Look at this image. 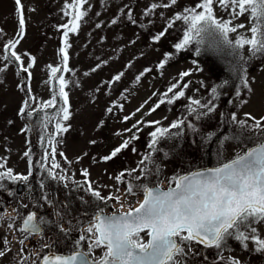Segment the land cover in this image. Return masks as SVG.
I'll return each mask as SVG.
<instances>
[{
    "label": "rangeland",
    "instance_id": "374dc122",
    "mask_svg": "<svg viewBox=\"0 0 264 264\" xmlns=\"http://www.w3.org/2000/svg\"><path fill=\"white\" fill-rule=\"evenodd\" d=\"M71 2L21 0L26 27L15 51L21 56L24 67H27L30 58H35V64L29 69L31 79L28 73L19 71L16 63L0 60V67L5 68L0 72V163L5 166L0 171L12 169L15 175H28L30 161L32 169L27 183L0 182L3 184L0 190V249L5 248V237L11 241L7 245L11 250L0 258V264H18L22 258L18 254L21 247L24 254L30 257L24 264H33V260L39 264L35 254L39 252L41 257L47 254L50 249L46 245H51V251L69 253L74 241L84 234L83 228L98 210V205L108 213L112 211L113 201H108L109 207H106L86 191V185L81 188L73 183L84 181L85 177L81 175L84 169L88 170V179L93 187L102 195H119L126 201L135 202L142 199V193L139 196L125 195L129 182L152 186L159 179L164 181L163 187L167 188L168 178L175 174L217 165L218 152L223 153L224 159H229L241 148L252 146L245 138L251 136L255 139L254 134L241 132L237 125L231 123L233 112L238 119H244L245 113H251L257 119L264 117V57L249 58L247 48L243 55L248 60L246 67L251 92L239 85L241 94L237 97L238 87L228 89L227 93L219 88V99L214 101L215 112L200 120L195 119V114L189 115V98L200 99L202 103L210 99L211 88L228 81L220 69L224 67V61L232 60L226 54L215 53L219 59L214 54L212 58L208 56L211 55L210 51L196 56L195 44L188 50L176 53L174 45L182 38L184 25L176 21L172 28H167V24L177 13H182L185 7L195 6L199 0H178L176 5L157 8L148 16L144 12L151 4H164L168 0H87L83 6L86 15L80 21L78 31L69 32L68 35L71 45L67 49L70 71L57 74L68 81L65 91L68 92L71 115L68 121H63L62 114L57 115L64 106L58 95L55 107L45 109L42 105L58 92L59 84L55 80L50 82L49 65L63 67L59 51L64 46V29L61 26L70 20V16L64 15V5ZM68 11L72 12L71 9ZM128 11L133 13L135 24L127 19ZM215 11L217 16L227 18V13L219 7ZM112 19H117V23L112 24ZM235 23L247 25V17H241ZM166 28L161 40L153 42L152 37ZM17 32L15 0H0V57L9 40L19 39ZM165 53L172 54L173 58L164 69H157ZM146 68L152 71L145 73L137 82L136 76ZM184 71H190L192 75L180 81V73ZM120 72L124 73L121 80L109 85L108 82ZM178 82L181 86L188 83V88L184 89L185 96L172 104L164 103L152 112L163 93ZM26 100L27 107L24 106ZM22 107L25 109L23 115L20 113ZM110 107L111 113L107 111ZM126 116L131 119L125 121ZM179 119H185V124L192 123L197 131L193 132L186 126L179 130L172 129L173 134L179 131L181 135L161 140L158 146L160 151L153 156L161 168L159 177L153 174L147 180L138 181L135 177L141 173L137 170L123 177V183H117V175L137 169L142 156L148 153L147 145L151 141L149 133L155 128L146 125L160 121L155 127H169ZM57 120L68 126L69 130L54 135ZM138 121H142L138 125L139 131L132 127ZM130 128L131 132L126 131ZM134 133L139 139L132 141L128 149L122 150L111 161L102 160L103 156L110 154ZM225 136L230 139L225 140ZM49 139L56 146L55 162L60 165V169L52 171L58 175L67 174L72 179L61 182L47 175L52 163L51 157L44 160L45 152H51ZM132 147H135V153ZM25 152L29 156H25ZM61 152L64 156L59 154ZM41 183L44 188L40 187ZM20 184L23 185L21 192L18 191ZM17 210L21 217L35 211L38 217L43 216L51 222L42 225V235L30 236L23 246L18 242L24 238V234L18 230L22 220L17 216ZM57 212L62 214V220ZM13 219L14 227L9 229L7 225ZM57 224L69 230V234L65 236L60 232ZM260 232L264 236V226H261ZM228 245L231 250L226 248L219 251L192 243L186 264H226L229 257L239 258L242 264H264V253L252 251L251 244L248 251H244L234 240H229ZM80 250H88L87 242L81 243ZM102 251L97 249L94 254L99 256ZM221 256L224 259H220Z\"/></svg>",
    "mask_w": 264,
    "mask_h": 264
},
{
    "label": "snow or ice",
    "instance_id": "6c2138e0",
    "mask_svg": "<svg viewBox=\"0 0 264 264\" xmlns=\"http://www.w3.org/2000/svg\"><path fill=\"white\" fill-rule=\"evenodd\" d=\"M177 2L178 0H168V3L164 4L153 3L145 10L144 15L152 14L157 8H169L176 5ZM86 3L87 0H72L71 3H65L64 15L70 16V20L61 26L64 29V46L59 51L63 67L49 65L50 82L55 80L59 84V88L52 99L42 105V108L55 107L58 95L64 106L59 109L57 115L62 114L63 121H68L71 115L68 92L65 91L68 81L63 75L57 74L70 71L67 49L71 45L68 43V35L69 32L76 33L78 31L80 21L86 15V10H83ZM15 4L19 39L9 40L4 45V54L0 60L16 63L19 65V71L28 73V78L31 79L29 69L35 64V58H30L27 67H24L21 56L15 51L20 40L23 39L26 27L21 0H15ZM216 7L226 12L227 18L217 16ZM68 9H71L72 12L70 13ZM126 16L131 23H136L131 11H128ZM245 16L248 20L247 25L235 23L236 20ZM176 21H180L184 25L182 38L174 45L176 53L188 50L195 44L196 56H200L204 51L226 54L232 58L228 64L229 71L238 74L241 87L251 92L246 67L248 60L243 55V51L247 48L250 54L249 58L264 57V0H199L195 6L185 7L182 13H177L168 22L167 28H172ZM111 23L116 24L117 19H112ZM167 28L152 37L153 42H159ZM242 29H246V31L241 32ZM172 58V54L165 53L164 58L157 64V69H164ZM197 69L199 70L198 66ZM95 70L93 69V71ZM3 71L5 68L0 67V72ZM150 71L152 70L149 68L144 69L140 75L136 76V81L139 82L141 77ZM123 75V72L115 75L112 81L108 82L109 85L120 81ZM190 75H192L190 71L181 72L180 81ZM227 83L228 81L225 80L212 87L211 97L204 103L200 99L189 98V115L195 114V119L200 120L215 112L214 101L219 99L218 89L223 88ZM177 88L180 90L176 91ZM186 88H188V83H184L182 86L179 82L172 84L151 111H156L164 103L172 104L183 98ZM28 93L31 94L30 88ZM170 93L171 96H169ZM240 94L238 87L237 97ZM32 99L35 98L32 97ZM243 103H247V101H243ZM24 106H28L27 100L24 102ZM24 110V107L20 109L21 115L24 114ZM107 111L111 113L112 108H108ZM31 114V112L28 113L29 116ZM129 119L131 117H124L125 121ZM230 121L237 125L241 132L248 131L254 134L255 139L251 136L245 138L251 142L252 146L241 148L229 159H224L223 153L218 152L215 167L196 169L186 174H175L168 178L167 188L163 187L164 181L159 179L152 186L148 183L134 185L129 182L126 185L125 195L139 196L142 193V199H137L135 202L126 201L119 195H102L99 190L93 187L88 179L89 172L84 169L81 172V175L85 177L84 181L82 183L73 181V183L81 188L86 185V191L106 207H109L108 201H113L112 211L108 213L105 208L98 205V210L83 228L84 234L74 241L72 250L67 254H58L51 251V245H46L50 249L48 254L42 257L39 252L35 254L39 264H186V258L192 251L190 247L192 243L202 245L204 248L223 251L229 248V240H234L244 251H248L249 244H251L252 251L264 253V236L260 232L261 226H264V117L257 119L251 113H245L244 119H238L237 114L233 112ZM140 123L142 121H138L132 127L139 131ZM160 123V121H152L146 125L155 128L149 133L151 137V141L147 145L149 151L142 156L137 169L117 175L115 177L117 183H123V177L130 176L137 170L141 173L135 177L138 181L147 180L153 174L158 178L161 168L153 156L160 151L158 146L161 140L171 139L173 135H181L179 131L173 134L172 129L179 130L186 126L193 132L197 131L192 123L185 124V119L173 121L169 127H155ZM68 130V126L57 120L54 135H60ZM126 131L131 132L132 129ZM41 139L43 140V137ZM137 139L139 137L134 133L110 154L103 156L102 160L104 162L113 160L122 150L128 149L132 141ZM224 139L230 138L225 136ZM49 144L51 152H45L44 155L45 161L49 157L52 161L51 167L47 169V175L53 180L61 182L72 179L67 174L58 175L52 171V169H60V165L55 162L56 146L51 139H49ZM131 150L133 153L136 152L135 147H132ZM59 154L64 156L63 152ZM24 155L29 156V153L25 152ZM29 163L28 175H15L12 169H7L0 171V182L10 180L27 183L32 175L31 161ZM4 167V164L0 163V169ZM65 186L67 187V183ZM40 187L44 188V184L41 183ZM2 189L3 184L0 183V190ZM17 216L22 220V226L18 230L24 234V238L18 241L21 246L30 236L42 235L41 226L51 223L43 216L38 217L34 211L21 217L17 210ZM57 216L61 220L63 219L60 212H57ZM57 226L65 236L69 234V230L59 224ZM7 227L9 229L14 227V219L13 222L8 223ZM82 242H87L88 250L86 252L80 250ZM3 243L5 248L0 249V258H3L11 250L7 247L11 243L7 237L4 238ZM97 249L103 250L99 256L94 254ZM229 250L231 249L229 248ZM18 254L22 257L18 264H24L30 258L24 254L23 247ZM220 259H224L223 256ZM33 264H36V260H33ZM226 264H242V261L237 257H229Z\"/></svg>",
    "mask_w": 264,
    "mask_h": 264
},
{
    "label": "trees",
    "instance_id": "16d2710c",
    "mask_svg": "<svg viewBox=\"0 0 264 264\" xmlns=\"http://www.w3.org/2000/svg\"><path fill=\"white\" fill-rule=\"evenodd\" d=\"M207 52V54H208V52L209 51H206ZM213 54H214V56H215V53H213V52H211V55H208V56H210V57H212L213 58ZM215 58L216 59H219L218 57H216L215 56ZM232 59V58H231ZM231 60L229 59V61L228 62H225L224 61V64H223V68L222 69H220L222 72V74L226 77L227 76V78H228V83L223 87V88H221V89H225V93H227V90L228 89H231V90H233V89H235V88H237L239 85H240V80H239V78H238V74H233V73H231L230 71H229V69H228V64H229V62H230ZM225 73V74H224Z\"/></svg>",
    "mask_w": 264,
    "mask_h": 264
},
{
    "label": "water",
    "instance_id": "95a60500",
    "mask_svg": "<svg viewBox=\"0 0 264 264\" xmlns=\"http://www.w3.org/2000/svg\"><path fill=\"white\" fill-rule=\"evenodd\" d=\"M216 165H214V166H205V167H200V168H196V169H205V168H211V167H215ZM196 169H194V170H196ZM194 170H192V171H194ZM190 172V171H189ZM188 173V172H187ZM186 174V173H185ZM23 190V185L22 184H20L19 185V192H21ZM33 212V211H32ZM35 212V211H34ZM37 213V212H36ZM42 227V229L44 230V228H43V226H41ZM58 254H66V253H58Z\"/></svg>",
    "mask_w": 264,
    "mask_h": 264
}]
</instances>
